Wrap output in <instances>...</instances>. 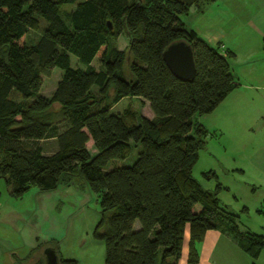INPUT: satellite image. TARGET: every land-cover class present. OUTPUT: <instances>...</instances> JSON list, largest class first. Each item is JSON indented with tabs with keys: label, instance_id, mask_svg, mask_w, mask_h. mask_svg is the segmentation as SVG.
<instances>
[{
	"label": "trees",
	"instance_id": "obj_1",
	"mask_svg": "<svg viewBox=\"0 0 264 264\" xmlns=\"http://www.w3.org/2000/svg\"><path fill=\"white\" fill-rule=\"evenodd\" d=\"M204 1L0 0V182L16 199L34 186L42 192L87 186L99 200L94 237L105 245L107 264H178L188 226L190 264L199 262L209 230L230 235L254 261L264 249V236L242 230L222 202L228 188L218 183L206 190L193 176L209 135L198 117L212 114L240 85L230 62L235 53L211 45L182 19ZM41 19L47 27L29 43ZM123 34L129 42L121 50ZM179 41L194 51L191 81L175 76L164 60ZM71 55L86 68H73ZM55 68L64 75L47 98L40 93L43 76ZM128 98L148 103L154 117L133 106L113 111ZM48 141L56 144L50 154ZM138 146L133 164L108 170ZM203 175L218 181L214 170ZM258 212L264 216V208ZM47 247L57 250L60 264H78L63 259L56 245Z\"/></svg>",
	"mask_w": 264,
	"mask_h": 264
},
{
	"label": "rangeland",
	"instance_id": "obj_2",
	"mask_svg": "<svg viewBox=\"0 0 264 264\" xmlns=\"http://www.w3.org/2000/svg\"><path fill=\"white\" fill-rule=\"evenodd\" d=\"M74 8L75 5L65 6L67 11ZM182 19L187 28L195 24L193 17L183 16ZM41 24V32L30 31L29 43L42 37L47 22L41 19ZM128 42L127 36L123 34L119 39V48L126 49ZM71 65L73 68H86L74 55H71ZM92 65L100 70L99 58H95ZM63 75L62 69L55 68L50 77L43 76L41 95L51 98ZM254 98L249 126L224 120V108L229 113L233 112L229 111V102L224 104L220 112L210 115L211 118L207 117L210 119L209 125H220L223 133L209 130L206 148L199 153L193 176L206 190H214L218 183L228 188L221 193L220 198L231 212L239 216L241 229L250 228L251 232L264 236V216L258 212L264 208V93ZM128 106H133L147 118L154 117L149 104L136 99L122 100L113 107V111L121 113ZM203 119L198 117L200 122ZM246 128V132L242 133ZM43 145L47 154L56 150L54 141L43 142ZM87 147L92 155L97 152L93 142L90 141ZM140 150V146L135 147L125 161L110 162L108 170L115 164H133ZM210 170H215L218 181L204 178L203 174ZM0 189V206L1 203L5 205L3 213L1 210L4 217L0 219V248L5 249L6 256L18 254L22 258L26 256L28 248L35 247V240L39 239L38 242L42 243L54 239L59 242L63 258L74 259L79 264H106L105 245L94 237L100 219V204L96 194L87 186L74 182L71 186L61 185L51 192H42L34 186L24 198L16 200L9 196L5 180L0 182ZM244 207L251 208V213H245ZM44 252L45 249L41 254ZM258 263L264 264V249Z\"/></svg>",
	"mask_w": 264,
	"mask_h": 264
},
{
	"label": "crops",
	"instance_id": "obj_3",
	"mask_svg": "<svg viewBox=\"0 0 264 264\" xmlns=\"http://www.w3.org/2000/svg\"><path fill=\"white\" fill-rule=\"evenodd\" d=\"M204 2L202 7L195 6L190 10L187 17H193L195 24L188 28L194 29L211 45L221 46L224 53L227 50L234 52L235 57L230 62L240 77L239 87L210 115L220 112L224 108V104L229 102V111L233 112L229 113L224 108L222 111V117L225 116L224 120L248 125L250 124V110L255 101L254 97L264 93V0H205ZM210 115L203 116L204 119L201 123L210 131L223 133V128L220 125H209L210 119L207 117ZM247 128L242 133H245ZM8 192L12 197L9 189ZM14 199L16 200V198ZM4 207L5 205L1 203L0 219L4 217L1 215L4 212ZM248 209L251 213L252 209L249 207ZM244 228L251 231L250 228ZM38 240H35V247L28 248L23 259L19 258L18 254L17 256L13 254L11 257L14 260L11 259L9 255L6 256L5 249L1 247L0 264H45L44 254L42 255L41 252L49 243L59 248L62 257L58 241L50 239L41 243ZM189 252L190 227L188 226L178 264H190ZM199 252L200 260L197 264H263L258 263L260 258L254 261L230 235L221 230L207 231L199 246ZM17 259H21V261L18 262ZM22 261L28 263H22Z\"/></svg>",
	"mask_w": 264,
	"mask_h": 264
},
{
	"label": "water",
	"instance_id": "obj_4",
	"mask_svg": "<svg viewBox=\"0 0 264 264\" xmlns=\"http://www.w3.org/2000/svg\"><path fill=\"white\" fill-rule=\"evenodd\" d=\"M164 60L172 73L178 78L191 81L196 75V62L191 45L185 41L171 44L164 52ZM45 264H60L59 254L53 247L44 252Z\"/></svg>",
	"mask_w": 264,
	"mask_h": 264
}]
</instances>
